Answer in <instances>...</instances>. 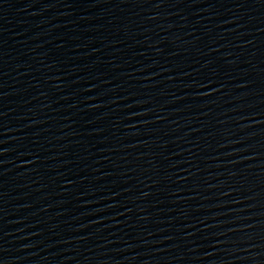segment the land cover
I'll return each instance as SVG.
<instances>
[{"label": "water", "instance_id": "95a60500", "mask_svg": "<svg viewBox=\"0 0 264 264\" xmlns=\"http://www.w3.org/2000/svg\"><path fill=\"white\" fill-rule=\"evenodd\" d=\"M0 264H264V0H0Z\"/></svg>", "mask_w": 264, "mask_h": 264}]
</instances>
